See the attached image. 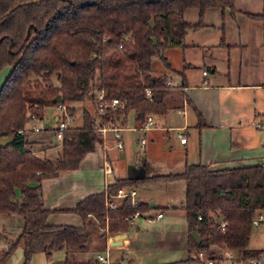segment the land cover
I'll return each mask as SVG.
<instances>
[{"label":"trees","instance_id":"trees-1","mask_svg":"<svg viewBox=\"0 0 264 264\" xmlns=\"http://www.w3.org/2000/svg\"><path fill=\"white\" fill-rule=\"evenodd\" d=\"M192 8L202 17L207 8L232 9L233 0H0V73L5 67L12 69L0 90V138H11L0 148V215L22 219L17 236L5 237L9 245L0 250V264H6L17 247L23 248L24 264H30L36 253L44 252L50 258L52 252L63 249L60 264H97L93 259L75 261L71 257V253L88 249L89 226L96 224L108 233L126 232L130 229L124 220L127 216L151 209L143 202L133 208L126 199L107 212L106 221L105 193L99 192L71 210L81 216L82 227L51 225L41 181L76 170L81 159L102 141L98 127L122 125L129 112L138 125L151 115L166 114L163 98L170 85L165 84L167 75L153 74L152 61L161 57L170 69L163 51L184 46L187 31L198 26L183 16ZM248 16L264 22V14ZM54 75L59 85L53 82ZM100 91L101 102L118 99L124 106L100 111ZM58 95L70 115L75 108L68 103L88 97L95 111L83 108L82 125H68L62 131L60 154L52 160L32 151L26 128L30 121L43 120L46 109L58 104L53 102ZM194 111L197 128L206 125L195 107ZM261 162L218 170L188 164L180 173L114 180L107 192L115 193L125 185L183 180L189 251L222 245L242 258H253L260 250L247 245L252 217L264 210ZM220 220L223 228L217 226ZM192 231L197 232L199 243Z\"/></svg>","mask_w":264,"mask_h":264},{"label":"crops","instance_id":"crops-1","mask_svg":"<svg viewBox=\"0 0 264 264\" xmlns=\"http://www.w3.org/2000/svg\"><path fill=\"white\" fill-rule=\"evenodd\" d=\"M244 14L248 20L254 23L261 22V20H252L248 16V14L255 15L256 13ZM241 40L240 38L237 43L239 47ZM183 47L186 48L185 45ZM217 47L219 54H222L225 50L229 54L232 46L225 38H221ZM193 51L197 50L193 49ZM182 53L183 55L185 54V49L182 50ZM214 59L218 58H215L213 54L210 55L208 61L209 72L202 70L193 82L188 81L185 73L182 77L183 81L180 83H175V80H172V76H168L170 86L163 98L167 106V112L162 116L151 115L152 124L148 125L147 128H143V124L138 125L135 121L134 113L129 112L123 124L115 126L120 135L122 150L117 147L118 138L116 133H114V129L112 127L107 128L105 135L102 136V141L95 145V150L87 153L81 159L79 167L76 170L62 171L58 176L43 179L41 183L44 207L51 210L47 222L55 226L82 227L84 223L81 216L71 212V210L87 196L93 195V193L105 192L108 185L115 182L114 180H122L124 178L140 179L148 173L155 175L180 173L188 164H204L208 165L211 169L218 170L220 168H234L260 163L263 157V150L259 149L251 138H248L243 143L236 141L238 137L236 130L242 127V120L240 118L241 113L236 109L238 103L234 96H232L234 93H244L256 85L240 83L238 81L237 83H233L231 82L229 73L226 74V77L222 75L224 77L222 79L218 70V64L215 63ZM166 60L170 64V69L166 66L165 68L170 72H175L174 64L167 58ZM186 61L187 59L182 56V63L184 64ZM192 66L191 64V69ZM203 72L206 74L203 75ZM194 107L206 124L201 128H197V115ZM90 113L93 112L91 111ZM44 117L47 119L44 132L36 125L37 121H30L26 128L27 136L28 133L31 135V149L36 155L40 157L48 156L52 160H56L60 154L58 150L61 146L59 147L58 144H54L50 135L54 134L57 121L54 116L53 107L46 109ZM96 118L99 120L98 116ZM69 122L70 120H68V125L72 127L82 125L80 123L73 126ZM147 123L148 120L145 124ZM33 126L38 127L39 131H34L32 129ZM179 135L186 138L184 144L180 143ZM174 136L176 137L175 140ZM148 142L150 149L146 151V156L140 161L137 160L138 156H136V161H126L124 164L120 162L117 164L116 169L112 165H109L110 152L114 148L120 151V158L124 159L127 153L125 144L129 145L130 148L133 146L138 152L141 149L147 150ZM161 147L173 149L171 153H164L163 155V162L165 164L162 163V167H166L164 169L167 172H161L163 171L160 169L161 167L157 166L154 162V156L159 153L158 151ZM52 150L57 151V156L52 157L48 155ZM174 181L158 180L156 182H148V184L153 183L156 185V183H161L164 184L165 189L167 188V192L169 191L168 197H164V200L162 196L157 197L163 200L162 203L166 204L167 210L173 211L176 207L172 205V202L176 203L180 201L181 211L185 215L183 222L168 219L162 223L165 218L163 211H157V213H163L161 218H156L157 213L155 215L151 214V210L161 209L157 198L141 197L136 201L137 204L143 202L150 205V202H154L155 206L150 205L151 209L143 211L141 216L135 218L134 224L126 232L108 233L105 229L95 224L93 226L95 233L91 235L89 244L101 243L100 245L107 251L110 264H164L165 260L159 257L153 260L149 249L145 250L147 243L144 240L181 238L179 240V247L182 246L184 254L181 257L182 259L175 262L200 264L196 258L191 257L192 250L189 251L188 238L190 232L184 210L185 184H181V187H183L181 191L179 190V195H181L177 194V197H172L173 192L171 193L168 188L175 183ZM140 186L141 184L135 186V188L138 189ZM139 218L143 220L136 222ZM149 218L155 220L149 221ZM89 220H92V218H89ZM111 242L120 243L114 245ZM256 249L263 250L264 247ZM23 254V248L17 247L5 263L22 264ZM64 257L65 249L52 252L50 258H47L44 252H39L32 256L29 263L60 264ZM89 259L96 260L97 264H102L98 259L88 258L86 260Z\"/></svg>","mask_w":264,"mask_h":264},{"label":"rangeland","instance_id":"rangeland-1","mask_svg":"<svg viewBox=\"0 0 264 264\" xmlns=\"http://www.w3.org/2000/svg\"><path fill=\"white\" fill-rule=\"evenodd\" d=\"M244 13H253V14H264V0H233V8H224L223 10L219 8H207L202 14V17L199 16V11L197 8L188 9L183 13L185 20L193 25H198L195 29L188 30V34L185 38L184 45L177 47H168L163 51V56L167 58L172 64H174L175 72H170L165 68L161 57H155L152 61L153 72L156 76L167 75V80L169 81L168 76H172V80H175V83L182 82L183 74L185 73L188 77L189 82L197 79L198 73L202 70L209 72V58L210 55H214L215 63L218 64V70L220 76H225L229 73L231 82L233 83H251L256 86L250 88V90L245 91L244 93H234L236 102V109L241 113V126L238 132L237 142H245L248 138H251L257 145L259 149L263 150L264 158V128L262 123L264 121V23L261 22H252L246 18ZM225 38L226 41L232 46L227 54L225 50L222 54L218 53V44L219 39ZM241 40L240 47L237 46L238 41ZM188 47V48H187ZM185 49V54L183 55L182 50ZM195 49L197 51L192 50ZM205 49V50H204ZM217 55V56H216ZM228 55V60H227ZM182 56L187 59L186 63H182ZM204 60V61H203ZM191 64L192 69H191ZM184 65V66H183ZM10 67L3 68V71L0 73V90L3 86V83L7 76L11 72ZM222 76V79L224 78ZM56 75H54L53 82L56 85L57 83ZM173 83L175 86L176 84ZM237 96V97H236ZM69 107L75 108V112L72 115L69 113L70 125L82 124L83 118V108H86L88 111L94 112V104L91 102L90 98H86L83 101H74V103H68ZM235 106V102H234ZM36 125L42 129L44 132L45 125H47V119L43 117V120H37ZM258 125V127H256ZM241 130V131H240ZM240 132V133H239ZM123 134V133H122ZM52 142L57 144L56 137L52 133ZM30 138V134L28 133ZM34 138V136H33ZM175 140V136L173 137ZM250 143V141H249ZM100 147V146H99ZM174 147V146H173ZM127 149L126 157L124 159L120 158V151L116 148L110 152V159L108 160L109 165H112L116 169L117 164L121 162L124 164L126 161H140L146 156V151L149 148V142L147 144V150L141 149L136 151V149L129 145L125 144ZM175 148V147H174ZM59 149V148H58ZM60 149L58 153H60ZM173 149H164L160 148L159 153L155 154L154 162L157 166L161 167L163 171L167 172L162 167V163L165 164L163 155L164 153H171ZM160 154V156H159ZM49 156H57V151L52 150L48 153ZM169 163V162H168ZM159 164V165H158ZM163 164V165H164ZM170 164V163H169ZM149 175H155L148 173ZM175 183L172 186H169L172 197H177L179 195V190L183 189L181 184H185L183 180H175ZM180 182V183H179ZM164 184L156 183L151 184L148 182L146 184H141L137 189L136 201L141 197L143 198H157L162 196L163 200L168 197L169 191L165 189ZM183 186V185H182ZM185 186V185H184ZM178 194V195H177ZM181 195V194H180ZM179 195V196H180ZM156 196V197H155ZM165 197V198H164ZM158 204L161 209L151 210V214L155 215L157 211H163L165 218L162 223L166 220H177L184 221L185 215L181 211L180 201L172 202V205L176 207L173 211L166 209V204L162 203L163 200L158 199ZM142 218L136 220V222L142 221ZM155 219H150L152 221ZM22 219L18 215L8 216L0 215V248H6L9 245V242L5 237L14 239L21 225ZM160 225V224H159ZM94 225H90L92 235L95 233L93 229ZM9 239V240H10ZM181 238L174 239H158V240H144L145 250L149 249L153 260L154 258H161L165 260L164 264H183L181 262H175L182 259L181 257L184 254V249L182 246L179 247V240ZM248 248L253 250L254 248L264 247V224L259 226H252L251 232L248 238ZM101 243L89 244L88 249L85 251H79L71 253L73 260H86L88 258L98 259L99 256L106 257L107 251L103 248ZM209 249L213 252H221L225 250L224 246L210 245ZM257 250V249H256ZM197 250L194 249L191 251V257L196 255ZM24 262V254H23ZM22 262V264H24ZM175 262V263H174ZM101 263V262H100Z\"/></svg>","mask_w":264,"mask_h":264},{"label":"built area","instance_id":"built-area-1","mask_svg":"<svg viewBox=\"0 0 264 264\" xmlns=\"http://www.w3.org/2000/svg\"><path fill=\"white\" fill-rule=\"evenodd\" d=\"M206 73L203 72V75ZM170 81H167L165 83L167 86H169ZM147 94H150V90H147ZM97 98L100 101L99 104V109L100 111H103L106 107H111V108H117V107H122L124 106L123 101H119L118 99H112L110 102L103 103L101 100L103 99V92H98ZM54 109V116L57 119L55 128H54V135L56 137V142L58 146L60 147L63 141V135L62 131L68 126V120H69V114H68V108L67 104L59 102L57 105L53 107ZM148 123L143 124V128H147L148 125L152 124L151 116L148 117ZM262 126L264 128V121L262 123ZM258 127V125H256ZM107 128L111 127H105V126H100L97 129V132L101 135L104 136ZM114 129V133H116V136L118 138L117 141V147L118 149L122 150V142L120 139V135L117 132L118 129L116 127H112ZM32 129L34 131H39L38 127L33 126ZM19 134H24L25 130H19ZM180 138V143L184 144L186 142V138L182 135H179ZM261 165L264 166V158L263 161L261 162ZM105 195V212H109V210H115L119 208L123 202H125L126 199L130 200V205L133 208H136L138 204L136 203V195H137V189L133 185H125L120 187L115 193H108L107 189L104 192ZM141 216L140 213H135L132 216H127L124 220L128 222V224L131 226L134 224V219ZM163 216L162 212L157 213L156 218H161ZM197 219H200L198 216ZM106 221L109 220V215L108 213L106 214ZM216 224V223H214ZM252 226H259L261 224H264V210L258 211L251 220ZM217 226L220 228H223V221L220 220L217 223ZM212 252L209 254V252ZM194 258L197 259V261L200 264H264V249L260 250V252L253 256V258H242L241 256L238 255L235 251L231 249L225 248L223 251L219 252H213L211 249L208 248V250H197L196 255ZM98 261H100L102 264H110V260L108 257H98Z\"/></svg>","mask_w":264,"mask_h":264},{"label":"water","instance_id":"water-1","mask_svg":"<svg viewBox=\"0 0 264 264\" xmlns=\"http://www.w3.org/2000/svg\"><path fill=\"white\" fill-rule=\"evenodd\" d=\"M60 100H61V96L58 95V96H56V97L54 98L53 102H54V103H59ZM10 140H11V138H0V148H1V147H4L6 144H8V143L10 142ZM150 205H151V206H155V203H154V202H150ZM83 234L86 235L87 232H84ZM191 236L193 237V239H194L197 243H199V237H198L196 231H192V232H191ZM111 243L115 245V244L120 243V242H111Z\"/></svg>","mask_w":264,"mask_h":264}]
</instances>
